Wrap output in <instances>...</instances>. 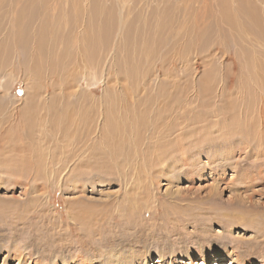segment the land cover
<instances>
[{
	"label": "rangeland",
	"instance_id": "rangeland-1",
	"mask_svg": "<svg viewBox=\"0 0 264 264\" xmlns=\"http://www.w3.org/2000/svg\"><path fill=\"white\" fill-rule=\"evenodd\" d=\"M262 122L264 0H0V264H264Z\"/></svg>",
	"mask_w": 264,
	"mask_h": 264
},
{
	"label": "bare ground",
	"instance_id": "bare-ground-1",
	"mask_svg": "<svg viewBox=\"0 0 264 264\" xmlns=\"http://www.w3.org/2000/svg\"><path fill=\"white\" fill-rule=\"evenodd\" d=\"M243 2V1H242ZM246 4V3H245ZM249 4V3H248ZM223 8V7H222ZM241 10H242V8H241ZM210 12V11H209ZM255 13V12H254ZM243 113H241V115H242ZM245 115V114H244ZM246 118V117H245ZM245 118H243V119H245ZM261 118H263V115H261ZM262 129H264V123L262 122V123H259L258 124V130H262ZM259 134V133H258ZM240 136V135H239ZM252 138V139H251ZM250 139L251 140H249L248 142H247V145L249 146L250 145V143L251 142H253L254 143V146L256 147V146H259V145H261L262 143H264V133H261V134H259V135H252L251 137H250ZM246 147V146H245ZM263 151H264V148H263ZM183 153H185V150H183L182 151V154ZM245 161V160H244ZM264 164V163H263ZM206 253H202V256H204V259H205V261L208 259V256H206L205 255ZM21 255V254H20ZM219 255H220V252L219 251H217L216 253H214V256L215 257H219ZM189 257H196V254H194V253H191L190 255H189ZM52 264H57V263H52ZM85 264H87V263H85ZM174 264V263H173ZM248 264H258L257 262H256V260H251L250 262H248Z\"/></svg>",
	"mask_w": 264,
	"mask_h": 264
}]
</instances>
